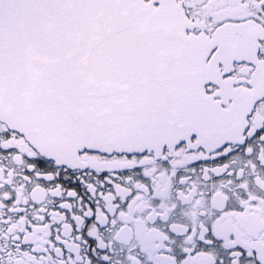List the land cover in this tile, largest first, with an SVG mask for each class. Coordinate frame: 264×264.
Wrapping results in <instances>:
<instances>
[{
	"label": "snow or ice",
	"instance_id": "obj_1",
	"mask_svg": "<svg viewBox=\"0 0 264 264\" xmlns=\"http://www.w3.org/2000/svg\"><path fill=\"white\" fill-rule=\"evenodd\" d=\"M0 264H264V0H0Z\"/></svg>",
	"mask_w": 264,
	"mask_h": 264
}]
</instances>
